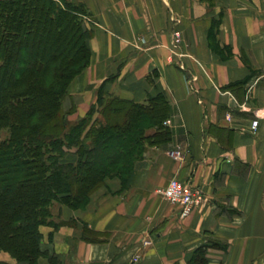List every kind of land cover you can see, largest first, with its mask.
<instances>
[{"label": "crops", "instance_id": "1", "mask_svg": "<svg viewBox=\"0 0 264 264\" xmlns=\"http://www.w3.org/2000/svg\"><path fill=\"white\" fill-rule=\"evenodd\" d=\"M69 1L89 12L92 50L64 101L71 118L100 90L163 93L173 139L148 147L124 191L83 211L56 203L37 264H186L211 239L225 248H207L210 264H264V0ZM175 177L206 198L185 218L158 191Z\"/></svg>", "mask_w": 264, "mask_h": 264}, {"label": "trees", "instance_id": "2", "mask_svg": "<svg viewBox=\"0 0 264 264\" xmlns=\"http://www.w3.org/2000/svg\"><path fill=\"white\" fill-rule=\"evenodd\" d=\"M88 15L69 0H0V250L16 264L48 255L40 226L58 225L56 203L84 210L113 179L122 192L148 147L173 139L163 93L136 102L100 90L85 116L71 118L64 101L92 57ZM210 246L225 248L211 239L186 264H210Z\"/></svg>", "mask_w": 264, "mask_h": 264}, {"label": "built area", "instance_id": "3", "mask_svg": "<svg viewBox=\"0 0 264 264\" xmlns=\"http://www.w3.org/2000/svg\"><path fill=\"white\" fill-rule=\"evenodd\" d=\"M180 35L175 33L174 46L180 47ZM259 124V119L252 121V129H256ZM159 193L172 205L180 209V216L187 217L195 209L196 206L206 200L204 194L198 186L183 181L178 178H172L168 184L160 188Z\"/></svg>", "mask_w": 264, "mask_h": 264}, {"label": "rangeland", "instance_id": "4", "mask_svg": "<svg viewBox=\"0 0 264 264\" xmlns=\"http://www.w3.org/2000/svg\"><path fill=\"white\" fill-rule=\"evenodd\" d=\"M72 2H73V1H72ZM74 3H76V2H74ZM76 4H78V3H76ZM85 19H86V18H85ZM73 120H76V119H73ZM0 134H1V136L4 138V137L7 136V131H6V130H1V131H0ZM71 157H73V156H71ZM74 157H75V156H74ZM120 186L122 187V185L120 184V180H118V179H113V180L108 181V184H107V185L101 187V188L95 193L94 197L91 198V201L88 203V205L85 207L84 210H86V209H88V208H91V207L94 205V203L96 202V200H97L101 195H103V194H105V193H109V192L115 191V190L119 189ZM126 186H127V184L124 185V187H123V191L125 190ZM81 211H83V210H81Z\"/></svg>", "mask_w": 264, "mask_h": 264}]
</instances>
